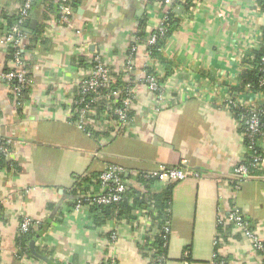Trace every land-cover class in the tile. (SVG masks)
<instances>
[{
	"label": "crops",
	"instance_id": "0c3cea01",
	"mask_svg": "<svg viewBox=\"0 0 264 264\" xmlns=\"http://www.w3.org/2000/svg\"><path fill=\"white\" fill-rule=\"evenodd\" d=\"M164 2L75 0L67 20L43 5L34 8L21 30L33 82L17 96L2 74L16 68L5 37L22 0H0V139L8 147L0 157V264H150L160 255L165 222V264H211L215 251L226 264H263L251 238L227 220L239 209L264 240V165L238 182L234 169L248 149L242 123L225 102L233 94L247 105L264 103L263 93L237 91L245 53L260 45L264 13L258 0ZM168 12L171 33L152 60L149 38ZM97 54L128 82L132 107L120 130L92 112L89 124L101 131L94 134L71 115ZM146 67L165 87V100L147 88ZM260 147L264 154V139ZM111 165L123 168L127 194L149 191L153 199L109 218L88 203L75 209V195L100 191V174ZM162 166L200 176L144 182V174ZM166 190L161 215L155 198ZM23 217L37 223L31 241L46 259L20 249Z\"/></svg>",
	"mask_w": 264,
	"mask_h": 264
},
{
	"label": "built area",
	"instance_id": "2783aa9c",
	"mask_svg": "<svg viewBox=\"0 0 264 264\" xmlns=\"http://www.w3.org/2000/svg\"><path fill=\"white\" fill-rule=\"evenodd\" d=\"M63 1L65 2L66 0ZM164 1L166 5H170L175 2V0ZM32 4L33 0H22L18 22L11 27L9 33L5 37L6 43L11 49H14V64L16 65V68L4 72L2 76L8 83H10L17 96H20L23 93V90L27 86H31L33 82V79L29 76V72L25 68L21 57V47H23L24 36L21 32V28L19 27L20 24L29 18L32 11ZM70 9L71 8L64 4L60 7L63 20L68 19ZM166 19L167 13L161 23L155 27L153 33L151 34L149 38L150 44L157 41L159 34L163 35L167 32L165 25ZM136 53L137 46L135 44L131 47L129 57L126 60L128 71L133 68ZM259 70L261 73L260 83L264 84V55L261 57ZM113 72L114 69L104 63L99 54L93 57V66L90 74L81 82L79 90L81 95L93 94L94 97H91L90 100H86L84 97H79L75 100L76 108L71 115L78 120L79 127L84 129L89 123L90 114L96 111V107L94 106V103L98 100L96 97L103 89L110 90L109 87ZM145 81L147 88L155 93L159 100H165V87L159 81V78L155 73L149 72L145 77ZM104 97L106 98V111L103 112L102 118L105 121L106 126L113 124L118 127V130H120V128L127 124L131 119L130 112L132 107V91L128 90L122 95L120 90H110L108 94H104ZM225 103L226 107L230 111L232 107L241 109L242 112L240 113V121L243 122L244 126L243 136L244 138H247L249 142L246 144V148L253 152L250 165H248L245 161H242L234 169L238 182H242L250 177L251 168H257L264 165V154L256 148V142L258 141L257 138L262 135L264 136V123L261 118L263 108L256 107L255 104L247 105L236 98L233 94H229L226 97ZM113 115L116 116L114 119H112ZM98 124L100 125L99 122ZM7 154V141L0 139V157L3 155L7 156ZM123 174L124 170L122 167L116 165L107 166L99 177V184L101 187L100 191L96 193L87 191L79 195V197L75 200V209H80L84 203H88L90 205H108L120 202L127 190V183ZM199 176L200 174L197 171H192L183 167L162 166L157 171L144 174L143 178L145 180L159 178L162 180L177 181L187 179L188 177L197 178ZM227 220L237 225L243 233L251 238L254 248L258 250L264 258V240L251 229L249 221L245 215L239 209H234L228 214ZM35 224L37 223L33 222L32 219L23 217L20 223V230L21 232H26ZM169 232V224L168 222H165L161 227L163 248H166L168 245ZM111 237L115 238L116 235L112 234ZM185 256H188V251H186ZM150 264H165V255H163V253L157 255ZM211 264L226 263L219 257L217 251H215L213 253Z\"/></svg>",
	"mask_w": 264,
	"mask_h": 264
},
{
	"label": "trees",
	"instance_id": "16d2710c",
	"mask_svg": "<svg viewBox=\"0 0 264 264\" xmlns=\"http://www.w3.org/2000/svg\"><path fill=\"white\" fill-rule=\"evenodd\" d=\"M161 2H163L164 0H159ZM192 0H175V3L177 4H181L182 6H186V7H190L193 6V3H190ZM66 5L70 8L73 9L74 5H75V0H66L65 2L63 0H33V4H32V10L34 8L40 7V6H44L48 11L47 12H51L50 10L54 11L56 13V17H60V7L62 5ZM162 5L165 6V3H163ZM258 5L261 8V11L264 13V0H258ZM32 14V11H31ZM31 14L29 16V18L27 20H25L22 24L19 25V27L21 28V30L25 27H28L29 23H30V18H31ZM62 15V14H61ZM19 17H17L15 19V21H12L11 24L9 25L8 28L11 29L12 26H14L17 22H18ZM173 22V14L171 13H167V19L165 21V25L167 28V32L163 35H158L157 41L153 44H149L148 46V51H149V56L152 60L157 59V57L159 56V54L161 53L162 49L164 48L166 41L168 40L170 33H171V24ZM142 25L146 24L145 19L142 21L141 23ZM22 32V31H21ZM40 28H37L33 35L38 36L40 35ZM261 36H260V45L257 48L252 49L251 51L245 53V57H244V63L246 65L245 69L243 70V72L241 73V79H242V85L241 88H239L237 91H243V92H253V93H263L264 94V84L260 83V78H261V73L259 70L260 67V62H261V57L264 55V27L262 29L261 32ZM24 36V32L22 33ZM24 39V38H23ZM35 39V38H34ZM21 47V57L23 60V64L25 66V68L27 69V65L26 62L23 59V51H22ZM14 53V49H12V53ZM148 72H152V68L151 67H146L145 68ZM154 73V72H153ZM115 76H118V78H114ZM29 76H31V73H29ZM128 82L120 80V75L116 72H113L112 74V79H111V84L109 89L111 91L113 90H120L121 94L123 95L125 92H127L128 90H131L129 88V85L127 84ZM30 88V86H27L24 90L23 93H25V91H27ZM110 90H106L103 89L102 92L96 97V99H98L95 103L94 106L96 107V114L98 113L99 115H102L103 112L106 111V98L104 97V94H108L110 92ZM237 92V93H238ZM22 93V94H23ZM79 97H84L86 100H90L91 97H94L93 94H86V95H81L79 94ZM104 98V99H103ZM256 107H260L263 108V114H262V121L264 123V103L262 104H255ZM231 112L234 116V118H236L240 123H242V132H244V126H243V122L240 121V113L242 112L240 108H236V107H232L231 108ZM131 115V112H130ZM116 116L113 115L112 119H114ZM86 127L88 129H92L94 130V134H98L101 131L100 130H95L92 126V124H87ZM258 141L256 142V148L260 151H262L260 144L264 139V136H259ZM248 140L247 138H245V144H248ZM253 155V152L248 150L246 158H245V162L250 165V161H251V157ZM251 171H256V168H251ZM144 181V180H143ZM146 182V180L144 181ZM152 184L149 183V185H147V188L150 189ZM80 185V184H79ZM152 192L149 191H143V192H139V191H134L133 193L130 194H125L123 199L118 202V203H113V204H108V205H93L91 206V211H95V214H101L104 217H111L115 212H118V214H125L128 213L129 210L131 209V207H134L136 205H139L142 203L143 200L146 199V197L148 196V198L150 199L152 197L151 195ZM165 194L158 196L155 198V207L158 208V213L162 215V212L168 207V203H167V190L164 192ZM73 194H76V190L73 191ZM76 198L75 200L79 197V195H75ZM153 199V198H151ZM131 201V202H130ZM84 205H86V203H84ZM95 222L97 224H99V220L100 217H95L94 218ZM34 226H32L28 231L26 232H21L18 235L17 238V242L18 245L20 247V249L23 252H26L27 254L31 255V251L29 248V242L34 239L37 235L38 232L35 231V229H33ZM166 248H163V239L161 238L160 243L158 245V253L162 254L165 253Z\"/></svg>",
	"mask_w": 264,
	"mask_h": 264
},
{
	"label": "water",
	"instance_id": "95a60500",
	"mask_svg": "<svg viewBox=\"0 0 264 264\" xmlns=\"http://www.w3.org/2000/svg\"><path fill=\"white\" fill-rule=\"evenodd\" d=\"M30 250L32 252V254H34L35 256L41 258V259H46L43 255L39 254L36 249H35V242L31 241L30 243Z\"/></svg>",
	"mask_w": 264,
	"mask_h": 264
}]
</instances>
